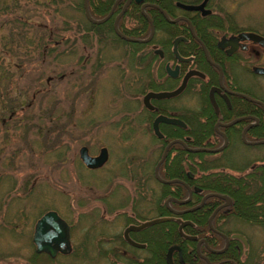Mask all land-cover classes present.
Segmentation results:
<instances>
[{
	"label": "flooded vegetation",
	"instance_id": "af4514ba",
	"mask_svg": "<svg viewBox=\"0 0 264 264\" xmlns=\"http://www.w3.org/2000/svg\"><path fill=\"white\" fill-rule=\"evenodd\" d=\"M98 1L87 0L89 16L101 19L110 11L102 22H107L116 36L115 21L120 33L138 40L149 35L146 16L152 24V35L146 42L117 36L140 46L134 56L131 47L120 53L125 61L121 64L123 71L119 70L118 74L123 80L118 82L123 85L128 100L124 102V124L113 123L112 127L122 124L128 133L133 131L128 124L132 119L129 111L136 108L135 99L140 95L137 99L144 110L139 118L140 108H136V126L156 138L159 156L154 162L142 158L119 165L118 176L131 182L132 191L117 184L101 201L103 211L111 214L105 228L111 225L121 229L104 241L98 239L92 256L83 243L79 244L80 249L74 245L75 224L49 209L40 213L33 223L28 256L31 261H27L30 264H212L216 257L213 255L228 248L246 257L244 249L248 241L236 226L264 228V150L257 148L264 145V96L260 95L264 72L259 70L264 69V46L239 35L248 32L264 37V33L240 27L232 14L222 10V0H111L103 16L93 17L90 10L101 7ZM201 3L197 9L180 6ZM81 8L84 14L82 1ZM154 10L158 28L150 15ZM160 10L176 21H167ZM131 14L142 16L146 33L145 26ZM125 20L130 21L128 25L124 24ZM175 38L179 39L173 46ZM100 51L97 49L96 61L89 63L92 68L95 66L94 72L102 64L98 63ZM87 59L88 55L82 57L80 64H87ZM180 86L181 90L173 96L150 97L151 108L142 103L148 92H171ZM159 115L180 122H158L161 138L155 136L152 126ZM166 134L174 137L166 138ZM175 139L181 142L172 143L177 147L165 158L169 145L157 166L159 180L154 174L155 165L167 143ZM101 147L107 151V161L108 150ZM106 161L93 169L80 162L86 170L97 171ZM212 174L220 180L219 191L207 190L206 180ZM245 209L255 214L257 222L237 214ZM50 210L57 215L58 228L48 225L42 240L35 242V223ZM162 217L166 219L129 229ZM179 227L183 235L193 238L182 237ZM163 232L173 233L175 237L164 240V244ZM233 235L243 236L246 244Z\"/></svg>",
	"mask_w": 264,
	"mask_h": 264
},
{
	"label": "rangeland",
	"instance_id": "374dc122",
	"mask_svg": "<svg viewBox=\"0 0 264 264\" xmlns=\"http://www.w3.org/2000/svg\"><path fill=\"white\" fill-rule=\"evenodd\" d=\"M54 1L7 0V8L0 10V264H30L33 223L49 209L75 224L74 245L78 249L83 243L92 256L98 239L121 229L105 228L111 214L103 211L101 201L117 184L132 191L131 182L118 176L119 165L142 158L154 162L159 151L156 138L137 129L138 110L132 105L128 124L133 131L122 124L112 127L128 100L118 74L125 61L120 53L130 46L92 38L88 46L78 40L73 47L60 42L52 54L41 55L40 41L71 39L73 22L82 17V0ZM221 6L240 27L264 33V0H222ZM63 49L65 55L54 58ZM97 49L102 64L94 72L89 63L96 61ZM86 55L87 64H80L78 58ZM260 83L264 96V79ZM82 145L90 155L107 148L101 169L82 166ZM257 148L264 150V145ZM236 227L248 241L244 252L264 249L263 227Z\"/></svg>",
	"mask_w": 264,
	"mask_h": 264
},
{
	"label": "trees",
	"instance_id": "16d2710c",
	"mask_svg": "<svg viewBox=\"0 0 264 264\" xmlns=\"http://www.w3.org/2000/svg\"><path fill=\"white\" fill-rule=\"evenodd\" d=\"M6 1L7 0H0V6H1L0 10L1 9L3 10V8L4 9L7 8L8 4ZM34 1L36 3H40V2L47 3L48 2V0H34ZM89 1L91 2L93 0H89ZM52 2H55V1L52 0ZM98 2L101 3V7L90 10V13L93 17L103 16L105 14L108 6L110 5L111 0H102V1L100 0ZM160 5L162 6L161 3H160ZM79 9L81 11L82 17L75 19L73 22L74 23V29H73V33H72V38L69 39L70 35H68L62 41L59 39H56L57 41L54 40L53 42L52 41H49V42L48 41H46V42L40 41L39 46L42 47L41 52H40L41 55L44 52L46 54H49V55L52 54L56 49L55 47L60 42L63 43L64 45H70L69 47H73V43L78 40V41H81L84 45L88 46L90 44V40L93 38L97 43H102V42L109 40L111 42L116 41V42H121L122 44H126V45L131 47L132 56H134V52L136 51V48L138 46H140L139 43L128 42V41H124V40L119 39L113 33L111 26H109L107 24V22H102L99 24L90 23L89 21H87V19L85 18L84 14L82 12L81 3L79 6ZM155 12L156 11L154 10L153 12H151L150 15L152 17V22H153L154 26L156 28H158L159 24H158V21L155 19V15H156ZM131 17L137 18L140 21V23L142 24V27L145 26V28H146L145 33H146L147 27H146V23H145L144 19L142 18V16L140 14H137L136 16L134 14H131ZM63 24H64V28H68L67 27L68 20H66V19L63 20ZM25 38L26 37H24V39ZM25 40H26V42H31L28 39H25ZM68 43H71V44H68ZM64 50H66V49H63V51L56 52V54H53V55H55L54 58H57L58 56H61V55H65ZM73 50H74V48H72L71 52ZM148 55H149V53H148ZM132 59H134V58H132ZM80 60H81V57L78 58V62H80ZM149 60H151V59L149 58ZM98 63H100V62L98 61ZM138 93L139 92H137L135 94H138ZM135 104H136L135 105L136 108H138V106H141L137 98L135 99ZM123 105H124V103H123ZM123 105L121 106V108H122V110H125V105H124V107H123ZM140 110L141 111L138 113L139 118L142 116L144 109L140 107ZM124 120H125V117L123 115L119 119L118 123L121 122L124 124ZM126 137H127V135L123 136V138H126ZM165 137L166 138H173L174 135L166 134ZM176 147H177L176 144L171 145L166 152L165 158H169L170 153L172 152V150H175ZM206 182H207V185H206L207 190H209V191L210 190L211 191H214V190L219 191L221 189L220 188V180L216 177V174H212L211 176H209V178L206 180ZM237 214L245 220H249L251 222H257L255 220V214L253 212H251L250 210L245 209L243 211H238ZM259 222H262V221L260 220ZM162 237H163V241H164L167 239L172 240L175 236L173 233L172 234H166L165 232H163ZM164 244H165V241H164ZM244 254L246 257H241V255L234 253V251H231L228 248L226 251H224L221 254L213 255L216 257L212 260L213 261L212 264H264V249H261V251L259 253H254V254H250V252L245 251ZM222 259H226V261H223ZM27 260L31 261V258L29 257ZM219 260H221V261L219 262Z\"/></svg>",
	"mask_w": 264,
	"mask_h": 264
},
{
	"label": "water",
	"instance_id": "95a60500",
	"mask_svg": "<svg viewBox=\"0 0 264 264\" xmlns=\"http://www.w3.org/2000/svg\"><path fill=\"white\" fill-rule=\"evenodd\" d=\"M141 0H135V2H139ZM204 2V1H203ZM203 3H201L200 5L198 6H191V5H180L184 8H187V9H197V8H200L201 5ZM82 6H83V11H84V14H85V17L91 22V23H95V24H98L102 21H104L109 15H110V11L101 19H92L90 16H89V13L87 11V0H82ZM143 8V6H142ZM141 8V9H142ZM162 12V10H160ZM143 12V10H142ZM144 13V12H143ZM165 19L167 21H170V22H174L176 21V19L174 20H170L164 12H162ZM145 15V14H144ZM146 16V15H145ZM147 20L149 21L150 23V32H149V35L144 38L143 40H138V39H134V38H129V37H126L124 36L122 33H120L116 27V21L114 22V31L115 33L117 34V36L125 39V40H128V41H143V42H146L149 40V38L151 37L152 35V31H153V27H152V24L150 22V19L146 16ZM240 38H252L256 41L259 42L260 45L264 46V37H262L261 35H258V34H254V33H248V32H244V33H241L239 35ZM179 38H175L173 40V46H175L177 40ZM259 70H262L261 72H264V69H259ZM182 86L178 87L177 89L171 91V92H148L146 93L143 97H142V103L144 106H147L149 108H151V106L149 105L148 103V99L150 97H154V98H165V97H170V96H173L175 94H177L180 90H181ZM158 122H166V123H171V124H177V123H180L179 120L177 119H172V118H167L165 116H157L154 120H153V123H152V126H153V133L155 134V136H157L158 138H161L162 135L161 133L158 131L157 129V124ZM175 142H181L180 140H171L169 143H167V145L165 146L164 148V151L163 153L161 154V157L159 159V161L156 163L155 165V168H154V174L155 176L157 177V179L161 180L158 176H157V173H156V169H157V166L158 164L162 161V159L164 158L165 156V151L166 149L168 148L169 145H171L172 143H175ZM219 149H221V147L217 148V149H214L213 151H218ZM190 150H198V149H190ZM78 158L80 159V161L87 167V168H90V169H93V168H97V167H100L105 161H106V158H107V151L104 147H101L99 149V152L97 155H94V156H91L88 154L87 152V148L82 145L78 148ZM164 182H171V181H164ZM183 202V201H181ZM166 218L162 217V218H157V219H153V220H149V221H145L143 223H141L138 227H132L130 226V228H140V227H143V226H146V225H149L151 223H154V222H158V221H162V220H165ZM58 218H57V215L54 211H47L45 212L35 223V226H34V235H33V240L35 242L39 241V240H42V236L44 235L43 234V231L44 229H46L48 227V225H52L55 229L58 228ZM181 226V225H180ZM179 233L182 237H186V238H193L192 236H185L183 235L182 231H181V227H179ZM233 236H236L238 238H240L244 244H246V241L244 239L243 236L241 235H233ZM134 244V243H132ZM45 247H48V246H45ZM225 247V246H224ZM170 250L171 248L168 250L167 252V260H169V253H170ZM221 250H219L220 252Z\"/></svg>",
	"mask_w": 264,
	"mask_h": 264
}]
</instances>
